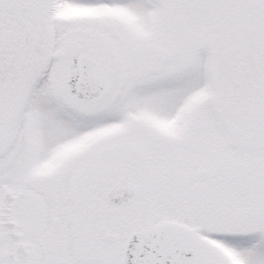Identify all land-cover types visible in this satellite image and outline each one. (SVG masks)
Wrapping results in <instances>:
<instances>
[{
	"label": "snow or ice",
	"instance_id": "snow-or-ice-1",
	"mask_svg": "<svg viewBox=\"0 0 264 264\" xmlns=\"http://www.w3.org/2000/svg\"><path fill=\"white\" fill-rule=\"evenodd\" d=\"M0 264H264V0H0Z\"/></svg>",
	"mask_w": 264,
	"mask_h": 264
}]
</instances>
